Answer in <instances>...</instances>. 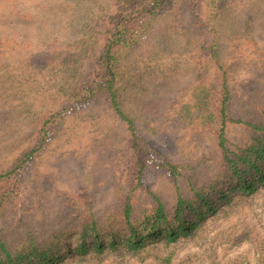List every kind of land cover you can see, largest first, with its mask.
<instances>
[{
  "label": "rangeland",
  "instance_id": "374dc122",
  "mask_svg": "<svg viewBox=\"0 0 264 264\" xmlns=\"http://www.w3.org/2000/svg\"><path fill=\"white\" fill-rule=\"evenodd\" d=\"M210 2L204 42L166 11L127 49L120 107L151 161L169 160L178 172L174 177L156 165L138 177L126 124L86 88L119 4L0 0V172L38 148L24 164L25 179L0 181V241L9 250L45 245L55 231L75 230L90 217L105 223L127 204L133 217L157 203L171 212L178 198L218 183L223 153L211 121L203 119L215 95L209 100L199 88L204 66L213 71L209 62L197 64L204 58L200 46L216 37L218 59L231 74L225 137L233 158L255 133L239 120H264V0ZM63 110L46 125L50 136L41 143L43 119ZM230 199L174 242L163 238L137 252L100 259L89 253L62 264H264V185L248 195L233 191ZM75 238L74 232L68 239Z\"/></svg>",
  "mask_w": 264,
  "mask_h": 264
},
{
  "label": "trees",
  "instance_id": "16d2710c",
  "mask_svg": "<svg viewBox=\"0 0 264 264\" xmlns=\"http://www.w3.org/2000/svg\"><path fill=\"white\" fill-rule=\"evenodd\" d=\"M114 1L119 4L120 8L113 16L114 19L111 18L106 26V41L98 59V67L86 88L92 97L102 95L110 110L119 117L122 123L126 124L140 167L138 177L145 167L155 168L156 165L176 177L178 172L175 165L165 159L158 163L151 161L152 156L146 153L137 142L136 126L121 109L118 101V84L125 74L124 58L127 49L132 47L148 24L153 23L166 11H175L180 15L184 19V30L188 34L193 33V36L199 34L204 42L207 33L204 29L209 26V20L204 13L205 6H207L206 0ZM215 1L210 2L209 0L211 4ZM215 38H208L200 46L204 58L197 64L202 67L203 62H209L212 66L210 71H213L208 74L204 66L202 85L199 88L209 100L215 95L212 104L206 102L210 104H207L209 108L205 109L203 119L211 121L209 130H213L212 134L217 141V148L223 153L222 170L218 176V183L212 185L210 190L195 194L189 200L178 198L171 212L167 211L162 204L157 203L156 207L149 212L133 217L132 209L127 204L120 215L109 218L110 220L105 223L100 224L90 217L84 219L75 230L68 232L63 229L57 230L52 233L50 241L42 246L31 243L11 251L0 241V264H62L69 257L89 253L100 259L109 254L137 252L149 243L158 242L163 238L167 242H174L179 236L192 234L198 226L199 219H204L207 215L214 213L218 206L229 203L231 192L239 191L248 195L259 185H264V120L260 124L239 120V123L255 130V133H252L250 142L240 148L233 158L228 154L225 135L227 124L230 121L232 78L228 67L218 59ZM261 59V62L264 61V53ZM92 88H94L93 92ZM64 111L43 119L39 135L41 143L48 140L50 136V128L46 125L49 122L52 124L57 114ZM262 113L264 116V110ZM37 149L28 151L23 157L17 158L6 171L0 172V181L6 179L12 181L13 184L21 182L24 178L21 174L24 164L31 160ZM225 184L228 185L218 190ZM210 196L213 198H209ZM74 232L76 238L70 241L68 238Z\"/></svg>",
  "mask_w": 264,
  "mask_h": 264
}]
</instances>
